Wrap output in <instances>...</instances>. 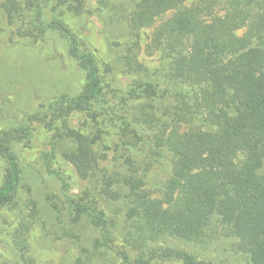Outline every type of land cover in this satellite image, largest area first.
<instances>
[{
  "label": "trees",
  "instance_id": "16d2710c",
  "mask_svg": "<svg viewBox=\"0 0 264 264\" xmlns=\"http://www.w3.org/2000/svg\"><path fill=\"white\" fill-rule=\"evenodd\" d=\"M5 7L13 17L24 6L7 0ZM25 9L31 11L32 24L62 39L86 74L79 94L58 100L59 124L51 147L79 177H93L99 171L97 137L70 128L68 116L85 111L95 118L106 104L96 58L79 48L62 18L43 21L39 0H28ZM110 10L113 25L127 21L130 42L118 59L137 77L117 91L125 105L121 127L135 138L140 137L139 126L154 127L155 144L173 158L160 197H152L137 169L127 164L117 163L102 175L103 199L117 205L116 214L123 213L121 236L135 253V264H210L181 246L208 245L219 233L236 240L248 264H264V0H135L120 1ZM168 11L172 16L153 31L151 45L160 52V61L149 70L135 51L137 30ZM241 28L245 31L238 35ZM164 99L166 108L160 107ZM182 124L187 128L180 132ZM18 140L11 131L0 132V157L10 166L0 186V205L21 214L11 239L17 263H26L27 235L36 222L48 235L70 240L87 260L102 253L116 219L94 201L80 203L74 197L62 200L61 209L49 201L52 216L46 218L30 186L22 182L14 156ZM79 223L97 234L90 249L75 229Z\"/></svg>",
  "mask_w": 264,
  "mask_h": 264
},
{
  "label": "rangeland",
  "instance_id": "374dc122",
  "mask_svg": "<svg viewBox=\"0 0 264 264\" xmlns=\"http://www.w3.org/2000/svg\"><path fill=\"white\" fill-rule=\"evenodd\" d=\"M6 1L0 0V132L11 131L19 138L14 145V156L22 182L30 186L42 212L48 214L46 218L52 216L49 201L54 200L61 209L62 200L74 197L80 203L94 201L108 217L117 221L116 227L111 229L112 238L101 249L103 252H97L91 260L70 240L48 235L40 222L33 223L27 235L25 264H135V253L124 245L121 236L123 213L116 214L117 205L103 199L102 175L117 163L127 164L137 169L143 178V188L152 197H160L173 166L168 150L155 144L154 127L139 126V138L121 127L125 105L117 91L125 89L137 77L127 73L118 59L129 33L126 20L117 25L111 23L110 8L120 1L134 3L135 0H39L43 5V21L62 18L67 29L75 34L79 48L95 56L102 80V99L106 104L96 117H90L85 111H72L68 116L70 128L97 137L99 171L86 179L79 177L59 153L52 154L51 147V137L59 124L56 119L58 100L65 95L79 94L86 84V74L67 54L56 33L31 23V11L25 9L28 0H19L24 7L14 12L13 17L6 11ZM172 14L173 11L164 12L154 18L151 26L137 30L135 51L139 62L149 70L156 69L160 61V52L151 45L154 28ZM244 31L245 28H241L236 33L242 35ZM167 101H160V107L166 108ZM21 126L24 130L19 132ZM186 128L182 124L179 131ZM50 154L51 157L46 158ZM9 169V162L0 157V186ZM20 216L15 209L0 205V264H24L17 263L11 246L12 231ZM75 229L81 234L83 245L90 249L97 234L86 223H79ZM236 243L234 238L219 233L208 245L181 247L210 264H248ZM151 264L183 263L156 260Z\"/></svg>",
  "mask_w": 264,
  "mask_h": 264
}]
</instances>
